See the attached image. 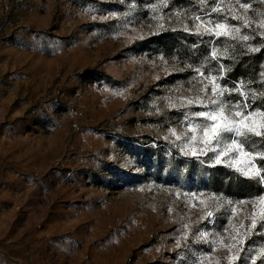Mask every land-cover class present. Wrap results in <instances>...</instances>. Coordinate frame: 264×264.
I'll list each match as a JSON object with an SVG mask.
<instances>
[{"label":"rangeland","instance_id":"obj_1","mask_svg":"<svg viewBox=\"0 0 264 264\" xmlns=\"http://www.w3.org/2000/svg\"><path fill=\"white\" fill-rule=\"evenodd\" d=\"M261 21L264 0H0V264H264L261 193L214 190L238 173L169 132L209 71L264 110Z\"/></svg>","mask_w":264,"mask_h":264},{"label":"snow or ice","instance_id":"obj_2","mask_svg":"<svg viewBox=\"0 0 264 264\" xmlns=\"http://www.w3.org/2000/svg\"><path fill=\"white\" fill-rule=\"evenodd\" d=\"M203 2V0H201ZM241 7L247 9L249 5L244 3ZM217 8H213L212 11H217ZM234 19L239 17L234 16ZM199 20L200 17H195ZM248 21L245 20V24ZM260 26L264 27V21L260 22ZM228 26L224 23H216L213 28L205 27L204 32H200V26L197 25V34L203 35L204 33H212L216 37L222 35H229ZM184 31H188L185 27ZM264 35V33H261ZM247 39V37H244ZM255 51L257 49H250ZM213 59L217 58V51L212 49L211 53ZM220 55H226L221 53ZM203 67V65H201ZM195 71L201 77H204V73L200 68H196ZM220 77L224 76V66L219 67ZM208 80V84L204 85L200 89V94L191 97L183 98L188 105H196L202 110L186 111L183 114V122L187 124V130L180 135H177L175 129H169L172 135L176 136L177 140L181 139V136L185 137L182 142L181 151L185 155H191L196 159L200 156H207V153L212 152L214 156L208 157L210 166L224 165L233 169L240 176L248 178L250 180L257 181L261 187V194L254 199H258L261 204L262 218H264V167H257L253 160L259 156L264 158V151L257 152L251 149V143L249 136L264 137V110L260 107H252V102H255L257 95L255 92L251 93V102L248 99V95L238 85L235 88L229 89L227 85H221L217 76L212 75L209 71L205 77ZM210 86V92L207 89ZM237 92L242 98L241 100L232 101L231 93ZM228 94V99H225V94ZM261 97H264V93H261ZM175 107V105H170ZM195 118H201L196 120ZM190 133L191 135H188ZM167 139V137H165ZM264 143V141H261ZM233 154V155H230ZM195 195V193H191ZM224 194L217 195L215 193L210 194L206 200H202L201 203L205 204L208 209L219 208L222 202L225 200ZM243 203L244 201H238ZM231 204V201H228ZM206 215L213 217V211H207ZM256 224L255 218L252 220V224L249 226L248 233L251 232V228ZM264 227V224L261 225ZM245 233L244 235H247ZM207 233L200 232L197 238L206 236ZM235 240V237L231 238ZM238 243L243 244V238ZM230 248L235 247V244H229ZM258 254H264V248H261ZM235 256H229L230 260L236 259ZM253 264H255L256 256L251 257Z\"/></svg>","mask_w":264,"mask_h":264},{"label":"trees","instance_id":"obj_3","mask_svg":"<svg viewBox=\"0 0 264 264\" xmlns=\"http://www.w3.org/2000/svg\"><path fill=\"white\" fill-rule=\"evenodd\" d=\"M261 163H264V159L258 161L260 167H264ZM221 174L223 175L222 177L216 176V178L213 179L214 190H223L222 192L226 191L233 195H238L239 197L257 196L262 191L257 181L250 180L238 174H233L229 169L223 168Z\"/></svg>","mask_w":264,"mask_h":264}]
</instances>
